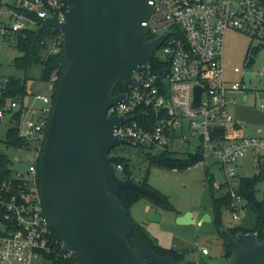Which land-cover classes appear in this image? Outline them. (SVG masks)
<instances>
[{
	"label": "built area",
	"instance_id": "built-area-1",
	"mask_svg": "<svg viewBox=\"0 0 264 264\" xmlns=\"http://www.w3.org/2000/svg\"><path fill=\"white\" fill-rule=\"evenodd\" d=\"M149 4L151 14L142 23L148 28L147 38L167 35L151 58L132 73L124 99L107 109V117L127 119L113 127L112 135L151 155L168 151L211 158L222 177L216 187L223 184L230 194V213L236 222L244 209L242 197L236 194L243 176L240 165L248 160L247 165L258 171L259 161L264 160V125L254 134H243L231 113L235 95L249 89L254 74L235 67L233 72L241 79L229 80L223 43L227 31L247 36L256 43L245 54L246 66L252 63L264 50V0H151ZM66 12V0H0V50L15 46L18 32L40 29L41 20L54 17L65 22ZM62 43L61 34L53 35L48 53L59 52ZM246 73H251L248 85ZM8 77L0 74V125L6 128V137L10 130L17 131L23 144L9 148L29 152L32 162L21 172L7 160L4 168L9 175H0V264H32L37 259L54 264L49 255L56 240L37 182V163L60 78L53 73L44 81L47 94L28 92L11 98L6 96ZM196 88H200L197 105ZM259 109L264 111V104ZM114 169L121 170V165ZM200 252L208 254L206 247ZM57 258L76 259L73 252L63 250Z\"/></svg>",
	"mask_w": 264,
	"mask_h": 264
},
{
	"label": "water",
	"instance_id": "water-1",
	"mask_svg": "<svg viewBox=\"0 0 264 264\" xmlns=\"http://www.w3.org/2000/svg\"><path fill=\"white\" fill-rule=\"evenodd\" d=\"M65 22L41 20L40 29L55 28L63 38V64L42 155L40 190L45 213L74 264H174L156 255L135 233L129 212L117 193L132 189L161 203L162 196L130 178L116 175L110 152L130 145L113 137L115 125L107 109L124 99L113 95L122 81L148 61L167 33L148 39L142 25L151 14V0H66ZM251 73L244 75L248 85ZM200 88H196L198 104ZM154 212L148 221H158ZM203 220L210 221L209 215ZM178 223L193 222L189 213ZM230 248L227 264H264V239L255 233L220 231ZM130 239V241H129ZM175 264H206L185 259Z\"/></svg>",
	"mask_w": 264,
	"mask_h": 264
},
{
	"label": "rangeland",
	"instance_id": "rangeland-1",
	"mask_svg": "<svg viewBox=\"0 0 264 264\" xmlns=\"http://www.w3.org/2000/svg\"><path fill=\"white\" fill-rule=\"evenodd\" d=\"M249 45L254 46L256 43L238 32L227 31L225 33L222 59L227 78L231 81L241 79L239 73L233 72L235 67L240 70L248 68L254 74L249 89L245 93L236 94L237 103L230 107L231 113L243 125L242 132L246 135L254 134L257 127L264 125V111L259 109V105L264 104V50H260L253 58L252 63L246 66L245 54ZM18 54L15 46H5L0 50V74L21 80L25 79L29 93L47 94V85L41 80V66L34 65L26 71L17 69L13 65V59ZM5 137L6 128L0 125V155H3L11 163L9 165L11 168L24 172L28 164L32 162L30 153L6 147ZM143 153L138 148L120 145L111 155L128 158L130 168L133 170V180L137 182L146 175L148 184L168 199L173 210L154 207L149 205L147 200L141 199L130 208V218L138 224L143 222V227L158 245L185 251V259L202 260L206 264H227V258L222 255V239L218 236L212 222L211 197L207 181L208 171L214 177L211 181L214 187L222 181L220 171L213 160L204 158L184 170H168L157 166H150L146 170L147 161L144 159ZM175 154L182 155L181 153ZM248 162L247 160L240 165L239 172L243 176H251L255 173V169L250 166L251 163L247 165ZM256 188V197L264 198V179L257 184ZM224 191L225 188H219L217 193ZM151 207L160 215L158 221H148V217L153 214L148 215ZM187 213L192 216L193 222L178 223L177 217ZM177 214L178 216H176ZM204 215H209L211 220H203ZM252 218L253 213L243 209L238 214V220L234 222L231 213L223 209L221 222L224 229L236 224L249 226ZM202 247L207 248L208 255L200 254ZM32 264H49V262L45 259H37L33 260Z\"/></svg>",
	"mask_w": 264,
	"mask_h": 264
},
{
	"label": "trees",
	"instance_id": "trees-1",
	"mask_svg": "<svg viewBox=\"0 0 264 264\" xmlns=\"http://www.w3.org/2000/svg\"><path fill=\"white\" fill-rule=\"evenodd\" d=\"M60 34L57 30L52 28H43V29H34V30H25L20 31L15 34V47L18 50L19 54L13 59V65L22 71L30 69L34 65L41 66V80L46 81L49 77L56 73L58 77L61 76L62 64H63V51L62 49L55 53H48L49 42L53 35ZM9 82L7 85L6 96L11 98L23 97L28 94L27 82L25 79L21 80L13 76H9ZM58 83H56L54 93L52 95V101L54 103L56 94H57ZM128 89V86L125 85L122 81L118 82L116 87L113 90V95H119L125 93ZM5 144L9 146H21L23 140L17 136V131L12 129L8 132L6 137ZM131 147V146H130ZM140 149V152H143L141 147H134ZM116 148L112 149L110 155ZM144 159L147 161V169L150 166H157L160 168H165L168 170H184L187 169L200 160H203V157L198 154L186 153L181 156L176 155L174 152L163 151L157 155H151L149 153H143ZM112 165L116 167L121 165V170L116 171V175L122 179L132 178L133 170L130 168L129 159L124 156L111 155ZM7 160L0 155V175L8 176L9 173L5 171V165ZM42 167V154L37 163V182L40 187V173ZM208 170V169H207ZM213 175L207 173V181L211 197V214L212 222L215 225L216 232L218 236L221 237V229L223 228L221 222V215L223 209L232 212L231 203L232 198L227 191L223 193H217L219 188L224 189V185L220 184L217 187H214L212 184ZM264 179V160L259 161L258 171L251 176H240L238 182V188L236 194L242 197L244 202V209L253 213V218L249 226L242 224H236L234 226H228L225 229L232 235L236 233H255L258 240L264 239V198L258 199L256 197L257 184L262 182ZM134 181V180H133ZM136 182V181H135ZM137 184L153 189L147 182L146 175L144 178L136 182ZM154 190V189H153ZM156 191V190H154ZM157 194L163 197L164 202L161 203L153 198H149L138 191L132 189H122L117 193V198L120 204L128 210L132 207L134 203L141 199L147 200V202L154 206L163 208L165 210H173L172 205L168 199L162 195L160 192L156 191ZM132 220V218H131ZM134 231L137 233L140 238L146 243V245L159 256H167L172 259L173 263L185 260L186 252L183 250H176L173 248H164L157 244V242L152 239L146 229L142 224L135 223L132 220ZM53 231V230H52ZM53 237L56 240V244L52 247V253L49 257H53L54 264H74L76 259H62L57 258L62 254L60 239L53 231ZM130 241V239H129ZM223 247V257L228 258L230 256V248L225 245L222 240ZM57 258V259H56ZM148 264H156L155 262H148Z\"/></svg>",
	"mask_w": 264,
	"mask_h": 264
},
{
	"label": "crops",
	"instance_id": "crops-1",
	"mask_svg": "<svg viewBox=\"0 0 264 264\" xmlns=\"http://www.w3.org/2000/svg\"><path fill=\"white\" fill-rule=\"evenodd\" d=\"M236 120L238 121V119L236 118ZM241 124V123H240ZM242 125V124H241ZM243 126V125H242ZM261 126H263V125H261ZM149 204V203H148ZM150 205V204H149ZM153 207H151L150 209H149V211H148V215H151L152 213H154V212H156V210L155 209H152ZM176 216H178V214L176 215ZM191 218H192V216H191ZM141 224H143V222L141 223ZM200 253V252H199ZM201 254V253H200ZM208 254H209V252H208ZM208 254H206V255H208ZM202 255V254H201ZM199 261H202V260H199Z\"/></svg>",
	"mask_w": 264,
	"mask_h": 264
}]
</instances>
